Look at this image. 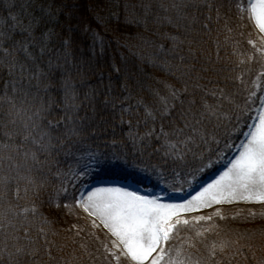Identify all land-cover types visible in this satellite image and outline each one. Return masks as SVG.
Segmentation results:
<instances>
[{
    "label": "snow or ice",
    "instance_id": "snow-or-ice-1",
    "mask_svg": "<svg viewBox=\"0 0 264 264\" xmlns=\"http://www.w3.org/2000/svg\"><path fill=\"white\" fill-rule=\"evenodd\" d=\"M13 7L14 3L0 5V12L7 10L0 17V264H36L42 246L49 259L56 260L47 220L39 214L38 204L49 175H61L62 155L81 152L78 159L87 158L71 179L89 175L94 164L126 181L135 179L122 167L129 156L140 160L147 155L162 161V166L179 165L202 146H218L219 136L227 138L239 130L243 113L225 109L229 96L221 85L229 80L243 83L241 65L245 61L225 71L219 49L215 59L205 50L214 31L213 11L216 23L220 19L219 9L210 0H99V12L105 15L98 13L97 22L105 29L115 25L112 31L127 33H122L123 43L117 39L127 50L124 59L130 65L124 90H130L129 81L140 84L135 70L142 64L167 70L175 83L163 81V95L152 90V104L139 100L135 106L124 107L120 101L117 111L116 100L105 96L98 108L95 90H85L88 69L72 50V14H65L60 22L61 9L52 6H40L39 15L29 10L30 0H22L15 12ZM235 8L240 20L247 14L264 41V0H238ZM216 43L220 45L219 39ZM96 49L103 55L105 41L93 32ZM261 61L264 66V56ZM237 68L241 71L232 76ZM257 100L255 110L247 109L256 115L249 117L254 123L246 124L245 139L236 145L239 154L190 200L164 203L160 196L129 190L132 185L128 184L93 188L76 204L115 237L113 247L128 264H221L216 256L223 255L226 242L213 243L208 254L197 259L191 252L167 245L177 227L189 223L180 218L181 212L237 199L264 202V95L250 92L245 105ZM225 147L233 145L226 143ZM67 192L63 184L56 190L57 197ZM58 250L62 252L63 246ZM112 255L116 264H123L120 256ZM61 261L74 264L73 259L63 257L57 264Z\"/></svg>",
    "mask_w": 264,
    "mask_h": 264
},
{
    "label": "trees",
    "instance_id": "trees-1",
    "mask_svg": "<svg viewBox=\"0 0 264 264\" xmlns=\"http://www.w3.org/2000/svg\"><path fill=\"white\" fill-rule=\"evenodd\" d=\"M21 2L22 0H0V5L14 3L15 7L12 11L15 12ZM210 2L215 8L219 9L220 19L216 23V12L213 11L212 26L214 31L208 43L204 45L205 50L215 59L216 52L219 49L220 65L225 67V71L229 67H234L240 60L245 61V64L241 65V68L244 69L243 83L229 80L221 85L229 96V99L224 101L225 109H235L237 112L243 110L239 122L240 128L239 130H233L227 138L225 135L219 136L220 144L218 146L211 143L196 149L195 156L189 154L186 162L179 165L169 163L167 166H162V161L149 158L147 155L140 160L129 156L128 163L123 164L122 167L127 169V172L133 173L135 179L129 177L126 181H132L139 185H147L150 182L149 185L155 186L159 181L172 179L171 176H176L178 173H186L187 176H190L191 173H196L204 167L209 159L212 160L219 156L220 152L225 150L226 143L234 144L242 135V132L247 129L246 124L251 121L249 117L253 116L254 111L248 113L247 109L248 107L254 109L258 100L256 103L249 101L247 107L245 101L248 99L250 92H256V77L261 76L260 73L264 72L261 61L264 53L261 52L257 44L253 43V33L246 22V18L244 20L238 18L235 8L238 0H210ZM40 6L45 8L52 6L54 10L61 9L58 17L60 22L65 20V14L69 12L72 14L71 23L74 26L71 33L72 50L75 56L84 62V67L88 69L85 77L87 81L85 90H95L97 94L95 103L98 108L101 107V101L105 96L116 100L118 104L117 111H119L120 101H124V107L128 105L135 106L139 100H143L146 104H152L155 100V97L151 94L152 90H159L163 95L164 84L162 82L175 83L167 70L153 68L150 64H142L139 70H135L136 80L140 81V84L137 85L133 81H129L130 90H124L123 84L127 79V68L130 65L124 59L128 56V52L117 43V39L119 38L120 42L123 43L122 33H127L124 30L112 31L115 25H110L105 29L97 22L98 13L101 16L105 15V13L99 12V0H30L29 10L39 15ZM6 14L7 10L5 9L0 12V17ZM225 25L231 28L232 31L228 32L224 27ZM164 30L170 29H162V31ZM57 31H60L59 27ZM93 32L99 33L104 38L105 52L103 55L97 54L98 49L93 50ZM64 34L67 35L66 29ZM225 36L230 37V39L226 41ZM217 39H219L220 45H224V47H220L216 43ZM55 42L59 43L58 40ZM130 43L136 42L131 41ZM249 57L252 59L249 60ZM116 68H121L122 71L117 73ZM241 68H237L231 75H237ZM261 77L264 78V76ZM2 83L3 81L0 80V85ZM252 99L256 100V97ZM83 114L81 112V115ZM108 138H110V134ZM100 147L103 150V144ZM108 151L110 152V150ZM81 155V152H75V155L70 156L62 155L60 157L61 175H49L48 177L49 184L38 207L39 214H42L47 220L45 227L49 230L48 240L52 241L51 252L56 260H50L42 246L36 264H57V260H61L62 257L73 259L74 264H116V256L112 255L113 251L110 249L104 235L95 230L83 217L75 201L85 184L102 179H115L124 182L125 180L121 176L111 174L105 166L97 167L94 164L89 168V175L71 179L72 172L78 171L83 164L88 162L87 158L78 159ZM184 179L185 177L174 180ZM62 184L67 187L68 192L66 194L61 193L57 197L56 190ZM65 205L69 207H65ZM202 231V236H197L194 232H191L187 238L181 242H176L178 247L185 252H189L187 251L189 247L193 259L206 256L208 247H211L213 243L219 245L220 242H226L227 247L223 255L216 256V260L221 261V264H261L264 261V209H256L255 211L245 209L239 213H232L226 216L225 219L216 222L211 229L205 230L202 228ZM31 235L36 236L35 227L32 228ZM193 244H195V247H192ZM61 246H63L62 252L58 250ZM178 247L174 246L175 249ZM237 249L240 251L237 252ZM121 261L123 264H128L123 259ZM61 264H63V261H61Z\"/></svg>",
    "mask_w": 264,
    "mask_h": 264
},
{
    "label": "rangeland",
    "instance_id": "rangeland-1",
    "mask_svg": "<svg viewBox=\"0 0 264 264\" xmlns=\"http://www.w3.org/2000/svg\"><path fill=\"white\" fill-rule=\"evenodd\" d=\"M250 24L252 26V29L254 30V33L260 39L261 44L264 46V41H262L261 34L254 27V25L252 24L251 21H250ZM257 85H259V82L257 83ZM238 154H239V150H238L237 155ZM236 156H234L230 160L234 159ZM222 159L223 158L218 160L217 164H220L219 162ZM229 161H226V163ZM214 164H215V162L211 161V162H209V164H205L204 167L199 169L196 173H191V175L188 177V181H186L183 188L182 189L179 188V190L166 189L163 184H160L157 188H150V189L142 190L141 187L139 188V186H136L135 184L133 185V183H131V182H127L124 185H117L115 183H109V182L103 183L102 182V183H97V184L91 185L90 188L85 187L82 190L79 199H81L82 197H86L88 192L90 190H92L93 188H98V187H126L128 184H131L132 188H130L129 190L138 191L140 195L160 196L162 198V202H164V203L180 204V203H183L185 200H190L203 187L207 186V184H209L213 180H215L223 171L226 170V167L228 166V165L225 166V168L219 173L218 176H214L213 179L209 180L208 182H206V181L200 182L202 180L201 178L195 180L196 178L201 177L204 173L209 171L211 169V167L214 166ZM220 167H222V166H220ZM212 173L213 172L208 173L207 178L208 177L210 178L213 175ZM184 175L186 176L187 174L184 173ZM165 193H167V195H165ZM79 207L82 211V215L84 216V218L96 230H98L100 233H102L104 235V237H105L110 249L113 251V253L115 252V253L119 254L120 257L126 259L118 248L113 247L112 241L115 239V237H113L111 235V233L103 227V224L99 221V219L91 216L89 214V212H87L82 206L79 205ZM257 208L258 209H264V202L244 201V200L237 199V200H233L231 203H229L227 201H222L220 203H213L210 206L200 207V208L194 209V210L189 211V212H181L180 218L182 220H184V219L188 220L189 223L191 224V227L184 229L178 235V232H179V230L183 224L179 225L177 227L176 232H175L176 234L175 233L173 234L172 239L170 240V242L167 246L175 249L173 247V241L176 239L175 236L177 235L176 236L177 238L185 237L189 233L194 232L196 230V227L198 224H201L203 226L210 228L211 225L213 224V222L216 220V218L220 219L221 217H224V216L226 217L227 215H229L231 213H235V212L238 213L242 209L254 210ZM209 217H210V219H209ZM93 221H95V223H93ZM173 255H174V253H173ZM165 259L167 260V257H165Z\"/></svg>",
    "mask_w": 264,
    "mask_h": 264
}]
</instances>
